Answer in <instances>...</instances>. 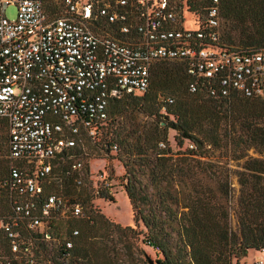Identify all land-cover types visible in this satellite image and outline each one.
Instances as JSON below:
<instances>
[{"label":"trees","instance_id":"1","mask_svg":"<svg viewBox=\"0 0 264 264\" xmlns=\"http://www.w3.org/2000/svg\"><path fill=\"white\" fill-rule=\"evenodd\" d=\"M207 5L206 0L186 2L187 12L199 28L204 24ZM53 6L50 0L48 7ZM219 16L220 26L228 28L222 34L219 28L214 47L237 52L264 49V0H219ZM248 23L261 27L250 33ZM230 26L239 27L245 41L236 43ZM192 84H196L195 92L190 91ZM211 87L209 81L188 74L184 62L157 61L150 71L148 90L143 94L118 91L117 97L109 99L107 121L98 130L96 141L103 144L107 154L116 153L125 170L124 190L133 219L145 228L143 244L161 256L156 264H239L248 250H264V98L239 93L214 97ZM139 115L153 118L152 122L135 124ZM131 117L134 124L128 122ZM1 123L6 130L5 122ZM169 129L176 132L178 147L188 142L193 148L174 158ZM161 143L164 147L159 146ZM74 149L58 157L64 162H57L58 173L50 182L47 179L54 170L41 183L38 201L56 194L67 199L66 204L79 205L82 215L56 219L62 210L53 211L45 232L49 239L25 229L19 232L30 244L35 264H118L113 236L132 240L138 233L132 227L115 224L93 206L95 197L114 201L108 188L92 191L76 187L79 176L68 160ZM222 149L232 153V160L245 158L236 172L237 195L228 169L217 167L209 158L211 151ZM250 149L261 158L248 157ZM8 168L7 164L0 170V183L8 177ZM142 175L157 193L154 204L146 193L139 196L136 192ZM175 179L181 192L159 194L162 185L170 187ZM142 205L145 209L140 208ZM0 206V219L12 215L9 194L1 188ZM0 246L11 264H28L22 253H10L5 236H0ZM126 248L132 257V248Z\"/></svg>","mask_w":264,"mask_h":264},{"label":"built area","instance_id":"2","mask_svg":"<svg viewBox=\"0 0 264 264\" xmlns=\"http://www.w3.org/2000/svg\"><path fill=\"white\" fill-rule=\"evenodd\" d=\"M49 1L0 0V120L9 166L0 188L12 207V215L0 219V236L28 264L35 262L19 231L40 229L48 238L51 213L66 207L56 194L38 201L54 160L82 138L96 140L118 91L145 93L155 62H184L188 74L213 84L214 97L264 98V49L212 45L221 22L219 0H206L204 24L193 32L183 26L187 0H52L50 8ZM10 6L16 8L13 20L5 15ZM101 179L108 185L105 173ZM71 214L81 216V207L72 205ZM0 264H11L1 246Z\"/></svg>","mask_w":264,"mask_h":264},{"label":"rangeland","instance_id":"3","mask_svg":"<svg viewBox=\"0 0 264 264\" xmlns=\"http://www.w3.org/2000/svg\"><path fill=\"white\" fill-rule=\"evenodd\" d=\"M186 1V0H185ZM6 17L9 20H13L16 17V8L14 6H10L7 8ZM183 26L187 31H195L197 28L195 23L191 17V15L187 12L186 6L183 12ZM221 25V22H220ZM221 27V26H220ZM228 28L223 25L221 27V34L223 30ZM261 25L248 23L247 28L249 32H255L256 29H260ZM230 32L233 35V38L236 43L245 41V36L239 27H229ZM237 47H241V45H236ZM163 114V111L161 112ZM153 118H149L144 115H139L136 118L135 124L146 125L149 122H152ZM165 119V118H164ZM170 120L172 118H169ZM160 120V119H159ZM168 119H165L167 121ZM158 121V119H157ZM128 122L134 124L133 118H129ZM161 126H164V123H160ZM4 135L6 137H4ZM176 132L172 129L168 130V142L172 153L174 154V158L181 156L179 153L184 152V150L188 147V142H186L182 147H178L175 142ZM71 152V151H70ZM69 152V153H70ZM248 157L252 158H261V156L255 152L253 149L248 150ZM71 154V153H70ZM232 153L230 151L222 150H214L210 152V160L212 162H217V167L227 168L230 174V178L232 180V187L234 189L235 195L238 194L239 185L237 183V173L241 170V166L245 158L240 160H232ZM68 160L71 164H75V162H80L82 164V168L80 170H76L79 178L82 180V185L76 187L78 189L82 188H91L92 191L98 188H108L110 195L114 199V201H110L107 199L95 197L92 201V204L95 208L99 209L101 213L108 218L110 221L115 224H119L122 227H132L137 234V237L132 240H127L123 238H117L113 236V246L117 249V259L118 264H147V259L149 258L153 264H156V260L160 259L161 256L156 253L152 248L143 244V233L145 232V228L142 223L136 224L134 222V212L132 205L126 195L124 190V186L126 184V180L123 177L125 174V170L119 160L116 158V153L111 152L107 154L104 150V146L102 143H98V141H93L92 139H88L87 137L82 138L78 147L72 151V154L68 156ZM56 162L53 163L52 174L47 179L49 182L53 179L58 173V163L64 162L63 159L57 158ZM8 164L7 159V132L5 130V126L0 124V170L6 168ZM106 174L108 178V185L102 181L101 176ZM141 187L136 186V192L139 196H143L142 194H147L150 198L151 202L154 204L157 201V193L154 189H152L149 185L148 178L146 175L140 176ZM175 181L169 187L161 186L159 194L165 191H169L173 194L176 192H181V187L179 181ZM142 188V189H140ZM65 202H68L66 199ZM73 204H66V207L60 212V214L56 217V219H66L68 215H70L71 207ZM140 208L145 209L142 205ZM0 212L1 206H0ZM4 215V214H3ZM54 217V216H53ZM231 223L233 226L236 224V215L232 212L231 214ZM48 230L46 226V231ZM41 230H37L35 232L39 233ZM49 239V236L48 238ZM115 243V244H114ZM127 246L132 248V257L131 254L127 251ZM51 249V247H50ZM135 251H134V250ZM144 252V255L141 253ZM262 262L264 264V250L255 251L248 250L247 253L240 259L239 264H258Z\"/></svg>","mask_w":264,"mask_h":264},{"label":"water","instance_id":"4","mask_svg":"<svg viewBox=\"0 0 264 264\" xmlns=\"http://www.w3.org/2000/svg\"><path fill=\"white\" fill-rule=\"evenodd\" d=\"M148 263L149 264H153V262L148 258Z\"/></svg>","mask_w":264,"mask_h":264}]
</instances>
